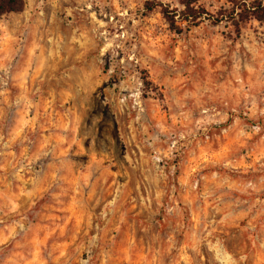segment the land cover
Masks as SVG:
<instances>
[{"label":"rangeland","instance_id":"374dc122","mask_svg":"<svg viewBox=\"0 0 264 264\" xmlns=\"http://www.w3.org/2000/svg\"><path fill=\"white\" fill-rule=\"evenodd\" d=\"M184 1L0 16V264H264V23Z\"/></svg>","mask_w":264,"mask_h":264},{"label":"trees","instance_id":"16d2710c","mask_svg":"<svg viewBox=\"0 0 264 264\" xmlns=\"http://www.w3.org/2000/svg\"><path fill=\"white\" fill-rule=\"evenodd\" d=\"M194 2L195 0H188L182 2V4L188 10ZM247 6L251 17L264 23V0H253L252 2L243 4V7ZM25 7V0H0V16L23 12Z\"/></svg>","mask_w":264,"mask_h":264}]
</instances>
